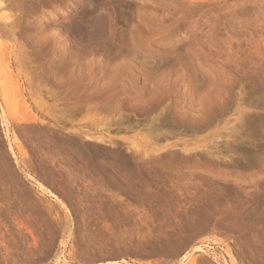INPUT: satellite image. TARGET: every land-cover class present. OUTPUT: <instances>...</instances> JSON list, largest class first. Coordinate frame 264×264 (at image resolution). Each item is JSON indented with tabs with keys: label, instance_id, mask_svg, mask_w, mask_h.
<instances>
[{
	"label": "rangeland",
	"instance_id": "rangeland-1",
	"mask_svg": "<svg viewBox=\"0 0 264 264\" xmlns=\"http://www.w3.org/2000/svg\"><path fill=\"white\" fill-rule=\"evenodd\" d=\"M0 264H264V0H0Z\"/></svg>",
	"mask_w": 264,
	"mask_h": 264
}]
</instances>
